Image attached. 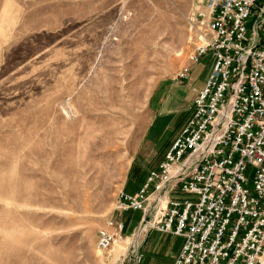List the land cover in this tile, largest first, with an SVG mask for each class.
Returning a JSON list of instances; mask_svg holds the SVG:
<instances>
[{
    "label": "rangeland",
    "instance_id": "rangeland-1",
    "mask_svg": "<svg viewBox=\"0 0 264 264\" xmlns=\"http://www.w3.org/2000/svg\"><path fill=\"white\" fill-rule=\"evenodd\" d=\"M200 6L0 0V264H172L184 239L152 254L145 244L163 233L150 214L123 213L126 228L106 251L98 231L120 216V193H137L164 160L192 112L174 106L212 71L208 52L176 80ZM168 93L173 111L162 116Z\"/></svg>",
    "mask_w": 264,
    "mask_h": 264
},
{
    "label": "built area",
    "instance_id": "built-area-1",
    "mask_svg": "<svg viewBox=\"0 0 264 264\" xmlns=\"http://www.w3.org/2000/svg\"><path fill=\"white\" fill-rule=\"evenodd\" d=\"M199 1L188 60L212 52L216 62L164 160L137 193H120L97 247L108 250L123 213L141 210L156 231L183 237L172 264H263L264 0Z\"/></svg>",
    "mask_w": 264,
    "mask_h": 264
},
{
    "label": "crops",
    "instance_id": "crops-1",
    "mask_svg": "<svg viewBox=\"0 0 264 264\" xmlns=\"http://www.w3.org/2000/svg\"><path fill=\"white\" fill-rule=\"evenodd\" d=\"M187 65H189L190 69H191V68H193L194 63H189ZM176 80L179 82V81H181L183 79H176ZM177 87H178V83L174 84V87H172V90H173L174 93H177V92H175ZM198 91L199 90L196 89L194 96H192V99L187 101V102L185 101V98L183 100H179L178 103L176 104V106H174V108H175L174 111H177L178 109H187L188 107H190V105L192 104V101H193V99H194V97H195V95L197 94ZM173 94L171 95L170 93H168L165 96V99H163V104L161 105V106H163V108L158 114H162V116H164L166 112L173 111V109H172L173 107L168 106V103H170V101L173 99V96L175 97V95H173ZM171 142H172V140H171ZM171 142H170V144H171ZM128 194H130V193H128ZM135 224H136L135 222H134V224L130 223L131 226H133ZM125 228H126V225H125ZM176 237L177 236L170 235V234H161L160 237L157 240H154L152 237H150L149 240L147 241V243L145 244V246L148 249V251H150L152 254L158 253L159 250H164L166 252L167 250L169 251V249H174L175 248V244L172 245L171 244V240H176Z\"/></svg>",
    "mask_w": 264,
    "mask_h": 264
},
{
    "label": "bare ground",
    "instance_id": "bare-ground-1",
    "mask_svg": "<svg viewBox=\"0 0 264 264\" xmlns=\"http://www.w3.org/2000/svg\"><path fill=\"white\" fill-rule=\"evenodd\" d=\"M144 229L146 228V226L145 227H143ZM263 264H264V261H263Z\"/></svg>",
    "mask_w": 264,
    "mask_h": 264
},
{
    "label": "water",
    "instance_id": "water-1",
    "mask_svg": "<svg viewBox=\"0 0 264 264\" xmlns=\"http://www.w3.org/2000/svg\"><path fill=\"white\" fill-rule=\"evenodd\" d=\"M149 234V233H148Z\"/></svg>",
    "mask_w": 264,
    "mask_h": 264
}]
</instances>
